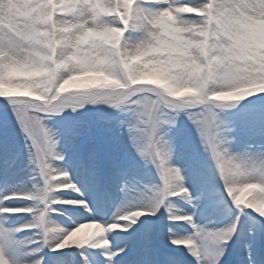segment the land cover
<instances>
[{
  "label": "clouds",
  "instance_id": "clouds-1",
  "mask_svg": "<svg viewBox=\"0 0 264 264\" xmlns=\"http://www.w3.org/2000/svg\"><path fill=\"white\" fill-rule=\"evenodd\" d=\"M261 106L264 0H0V108L18 129L30 171L27 182L0 188V235L13 241H0V264H46L45 249L83 246L115 257L124 251L113 248L118 234L161 208L191 229L166 227L172 248L196 264H219L235 220L264 222V139L235 147L234 119ZM96 108L119 118L160 181L146 191L122 184L114 210L99 216L60 171L69 143L63 122ZM182 120L207 159L215 195L205 210L222 214L221 227L193 220L204 201L184 187ZM244 254L257 264L247 243Z\"/></svg>",
  "mask_w": 264,
  "mask_h": 264
},
{
  "label": "rangeland",
  "instance_id": "rangeland-1",
  "mask_svg": "<svg viewBox=\"0 0 264 264\" xmlns=\"http://www.w3.org/2000/svg\"><path fill=\"white\" fill-rule=\"evenodd\" d=\"M92 118L87 117H81L75 116V117H68L62 124V130L64 131L67 140L69 141L67 148L65 151L67 153L69 152V146L73 145V143L76 140L75 137V130L77 126L80 125H88L92 124L96 134L98 135L97 140L104 141L107 145L108 150L111 152L113 161L124 159L125 163L122 167H116L114 173L123 174L124 172L120 173V171H125V169H128L129 164L132 165L130 167H135L136 170L139 171H148L152 172V170H148L144 167L143 163L140 161L139 158L133 157V151L129 145L128 139L126 134H124L121 130L118 129V117L115 116V114L111 113L110 110L99 108L97 113H91L90 114ZM257 118L255 121H258L262 123L264 121V115H261V111L256 110H249L245 109L240 114L236 115L234 117L236 124H237V139L238 144L235 145V147H239L243 145L244 143L251 141H257L264 139V129L262 131H258L256 133H247L245 131V125L249 124L252 120ZM264 125V122H263ZM85 132L82 133V135ZM177 136V144H178V152L181 151L180 148L182 147V151L179 153V163L185 164L186 168V185L189 187L191 192L194 190V186L196 183L193 182V175H191V168L188 166L189 164V158L195 157L197 161L199 162V170L202 168L200 167L201 164L205 165L208 162L206 157L203 155L199 147L195 144L194 137L191 134V129L187 124L182 120L181 121V127L176 133ZM0 139L6 143L3 145H0V149L2 152L7 151L8 155L3 153L5 156V159L10 158L11 155H13L14 152H12L11 149L16 150L18 144L21 142V138L18 133V129L13 122L12 117L2 108H0ZM256 139V140H255ZM100 147H94L90 149L89 151L85 152V159L88 158L89 152L91 153V161L89 165L95 166L97 168V165L100 163L101 159V153H96L94 155V152L100 151ZM22 154L24 156V152L22 151ZM93 154V155H92ZM115 164V162H114ZM127 171V170H126ZM145 176V175H144ZM148 178V177H146ZM152 183V180H150ZM158 184V182L156 183ZM155 184V185H156ZM6 185V184H5ZM5 185H1L0 188L4 187ZM209 186H213V183L211 182ZM204 201V200H203ZM189 211V210H187ZM192 211V210H190ZM189 211V212H190ZM217 216H215L216 218ZM196 219V218H195ZM156 228L150 229L151 234L154 232ZM261 233V232H260ZM255 243V242H254ZM115 250V249H114ZM236 249L234 248V253ZM264 252V251H263ZM262 259V260H261ZM247 260H245L241 264H245ZM259 261L264 264V255L262 258L259 259Z\"/></svg>",
  "mask_w": 264,
  "mask_h": 264
},
{
  "label": "snow or ice",
  "instance_id": "snow-or-ice-1",
  "mask_svg": "<svg viewBox=\"0 0 264 264\" xmlns=\"http://www.w3.org/2000/svg\"><path fill=\"white\" fill-rule=\"evenodd\" d=\"M252 110L253 111H256V110L264 111V106H261L259 108H253ZM65 163L67 164V167L60 169V171L67 172L69 178L72 180V183L75 184L76 188L79 190V195L77 196V198L86 201L89 208L92 209V211L97 214L98 206H102L104 204L105 198L107 196L106 188H105L102 177L100 176L98 171L93 166L86 164L84 161H82L79 158L77 153H74L72 159L66 160ZM189 164H190V167L192 168L193 182L201 185V193H200L201 199L202 198L212 199L215 195V190L211 186L207 185L206 181L203 180L202 175L199 170L198 161L195 159V157L189 158ZM73 172L78 173L81 177H83L85 185L88 187H91V189L94 191L96 195V205H94L93 202L84 194V187L81 185L80 182L74 179L72 175ZM118 176H119L118 172L114 173L113 180H115ZM165 184H166V181H165ZM184 187L187 189L188 193L191 196H193L191 194V190L188 188L186 183L184 184ZM172 198H179V197H176V196L169 197V199H172ZM157 214L158 212L156 213V215ZM233 219H235V217ZM193 220L195 221V217L193 218ZM249 221H251V227H253L254 229H258L260 232H264V222H257L254 219H249L243 216H241L238 220H235V230L233 231L231 227H229L228 230L232 232V239L229 241L234 242L237 253H244L245 243H247L249 247L252 248V250L254 248L255 238L253 236H248L247 231H245V225ZM169 222L183 223V222H176V221H169ZM134 235H135V230H133V233L131 234L129 239H131L132 236ZM145 240L148 243L149 249H150V252L146 258L145 264H158V262L155 261L154 259V242L149 240L147 230L145 231ZM0 241L6 242L9 246L13 245L11 236L8 234L0 235ZM231 247L232 245H230L228 242L227 251L224 254V256L221 258L219 264H230V262L231 264H238L237 256L229 251ZM78 255L80 257L81 264H94L92 257L88 253L84 251H78ZM118 255H116L115 257H117ZM115 257L105 256L104 264H114ZM165 260H166V264H178V261L176 260V258L172 256H166ZM245 264H249V262L246 261Z\"/></svg>",
  "mask_w": 264,
  "mask_h": 264
},
{
  "label": "bare ground",
  "instance_id": "bare-ground-1",
  "mask_svg": "<svg viewBox=\"0 0 264 264\" xmlns=\"http://www.w3.org/2000/svg\"><path fill=\"white\" fill-rule=\"evenodd\" d=\"M191 169H192V168H191ZM13 173H14V172H11V171H8V172H7V177H8V179H9L10 181H12V184H13V183H16L14 177L17 176V175H14ZM148 185H149V184H148ZM149 186H151V185H149ZM85 190H86L87 193H89L92 189H91V187H90V189H89V188H85ZM139 190L146 191V189H145L144 187H143V188H140ZM92 191H93V190H92ZM192 193H193V194H192L193 196H200V193H201V185H200V184H195V186H194V190H193ZM90 197L92 198L93 202L96 203V196H95V195H92V196H90ZM118 203H119V201L110 204V205L108 206V208L105 209V210L102 212V214L110 213L112 210H114L116 204H118ZM176 204L179 205L180 207L185 208V209H191V208H189L187 205L183 204L182 201L177 202ZM98 214H99V215H102L100 212H99ZM54 222H55V221H54ZM226 222H227L226 220H224V221H222V222H217V221H215V219L213 218V216H212V217H208L207 219H205V218H200V219L198 220V223H207L209 227H221V226H223V224L226 223ZM55 223H57V222H55ZM61 225L64 226L65 224H61ZM250 226H251V221H249L248 223H246V225H245V231H247V229H248ZM190 231H191V230H190ZM147 233H148V232H147ZM148 238H149V240H150V235H149V233H148ZM261 238H262V236H260V238H259V235H258V237L255 239V241H256L257 243H259L260 240L263 241ZM130 241H131V239H129V237H127V238L125 239V242H127V243H129ZM143 241H144V244L147 243L146 240H145V233L143 234ZM66 250H67V249H64V251H62V252H65ZM78 251H81V250H78ZM78 251L76 252L77 254H78ZM62 262H63V264H66V263H67V264H70L69 262H67L66 259L61 258L60 256H57V257L52 261V264H62ZM102 262H103V261H102ZM75 263H76V264H81V260H80L79 257L77 258V260H76ZM114 264H119V263H114ZM260 264H261V263H260Z\"/></svg>",
  "mask_w": 264,
  "mask_h": 264
}]
</instances>
